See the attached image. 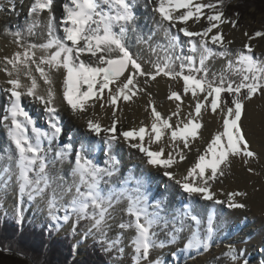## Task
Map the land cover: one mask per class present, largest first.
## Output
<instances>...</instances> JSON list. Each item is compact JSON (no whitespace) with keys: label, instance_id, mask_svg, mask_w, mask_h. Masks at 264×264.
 Listing matches in <instances>:
<instances>
[{"label":"snow or ice","instance_id":"6c2138e0","mask_svg":"<svg viewBox=\"0 0 264 264\" xmlns=\"http://www.w3.org/2000/svg\"><path fill=\"white\" fill-rule=\"evenodd\" d=\"M53 0H35L29 15L39 14L47 11L49 13L46 23L48 39L44 43L29 44L26 47L21 45V34L13 33L14 43L21 45L23 51H17L12 56H5L0 59V71L6 73L8 79L6 83L11 87L5 88L6 93H10V106L6 109L3 121L8 135L15 145L18 158L16 161L19 170L17 179L19 191L23 195L27 193L29 199L35 195L42 194L50 186V179L47 172L45 149L42 140L47 139L49 143L60 133L61 129L55 122L57 108L54 106L56 91L53 84V72L63 71V99L70 106L73 113H85L90 100H104L110 106H117L120 99L130 101L138 92L144 91L136 84V76H145L151 80H156L161 74L172 80L177 78L183 81V94L191 93L194 99V107L186 117L181 118V104L176 105V110L168 117L161 115L149 101L151 108L150 130L141 122L139 128L125 130L120 135L125 140H137L131 147L138 149L148 157V163L154 166L170 169L179 161H184L186 156L183 149H189L192 141L200 138L202 128V110L210 107L211 113L219 115L222 119V131H217L208 143L207 148L199 154L194 165L187 170V174L182 180L176 182L183 190L189 194H200L205 200H213L214 192L211 190L210 181H215L225 175L226 169L231 167L230 157H241L244 164H248L250 159L256 158V153L251 150L246 134L242 130V116L245 113V101H250L257 94L264 95V59L255 58L253 47L245 42L243 48L247 51L237 52L235 64L232 60L228 61L227 69L238 74L241 79L239 83L227 80L222 73L218 78V83L209 80L208 73L204 69L205 61L213 55L212 49L208 47L209 34L213 30L217 31L210 36L213 45L219 44L225 51L216 53L219 56L229 55L226 44L232 43L231 40L225 41L220 34L221 24L230 23L233 28L238 26V20H227L224 12L218 9L224 0H216V3H203L201 0H157L155 11L159 12L164 21H168L171 27L177 24L185 25L179 28L184 36L192 38L199 37V64L194 66L193 58L187 57L188 74H185L184 63H181L180 70H175L173 64L165 60L163 64L155 63L154 71L145 72L142 65L133 58L132 54L123 42V34L126 31L125 25L134 19L132 5L129 0H66L63 4L62 34L56 35L57 25L55 17L51 14ZM185 10L182 11L181 10ZM204 9L212 12L206 14L205 18L208 27L202 31H190L187 27L189 20L195 18L199 22L205 14ZM238 15V14H237ZM39 21L34 20L28 27L29 35H34V29ZM119 31H115V28ZM248 41L256 38H264V31H255L249 35L244 33ZM178 37L173 36L172 40ZM70 42V43H69ZM192 51L197 52V42L191 41ZM37 51L41 54L37 56ZM89 53L90 57L85 60L81 54ZM115 54V55H114ZM204 71V76L197 77L193 73ZM125 77L120 83L121 77ZM34 73H38L39 77ZM22 76L28 81L22 80ZM40 80L46 88V94H40L38 89L41 87ZM148 81L146 80L145 83ZM87 86L86 89L84 86ZM110 85L112 87H110ZM83 89V90H82ZM107 90V97H105ZM227 93L232 99L229 105L227 100H223L221 94ZM199 94H203L202 97ZM33 97L42 103L50 116V127L53 129L51 134L42 132L34 124L28 112L21 106V98ZM209 98L210 101H209ZM169 100L180 101L181 94L171 91ZM205 102H208L207 104ZM224 107H221V105ZM94 106V105H93ZM104 105L101 104L100 107ZM173 117H177L175 125L170 123ZM112 123L110 127H103L99 120L89 118L87 128L99 135L101 131L112 133L107 137L106 142L115 141L117 136L116 112H112ZM29 126L31 133L29 135ZM148 144H159L167 136L170 142L169 151L165 153L163 147L158 150H150L145 146V137ZM182 146V147H181ZM66 148L68 146H65ZM51 149H49L50 151ZM199 151V149H197ZM56 159H66L67 153L61 149L55 154ZM112 163L116 161L112 160ZM252 172L253 169H247ZM5 172L8 169H4ZM35 173V179L30 173ZM74 179L75 194L72 196L68 207L75 213L78 219H90L93 221L92 228L101 229L104 225L110 210L120 201L126 200L127 214L133 219L127 223H121V229H134L135 235L132 237L134 246V260L148 261L150 250L153 247H163V243L157 244L153 239L155 233L151 231L153 226L158 223L157 213H149L146 197L143 195H132L126 188L119 190L102 189L101 181L105 176L111 177L114 171L111 168H101L93 161L84 158L80 153L76 154L75 163L71 169ZM166 176L175 179L173 173L165 171ZM199 181V183H197ZM43 182V187H41ZM83 187V191L81 188ZM68 191H71L69 188ZM139 192V190H136ZM247 193L231 192L227 194L228 206L231 208H242L244 204L235 203L237 196H244ZM215 203H224L216 200ZM50 207H55V196L49 202ZM92 209L91 213L89 209ZM189 215V213H185ZM57 219L56 216L52 217ZM63 219L67 221L69 216L66 214ZM197 224L200 223L195 216L192 217ZM181 229L175 228L178 233ZM214 232L212 214L208 216L206 235L201 238L198 231H193L188 239L186 249L207 250L209 241ZM176 235L171 236V242H175ZM122 251V249H121ZM233 261L240 259L234 249L229 248L227 253ZM152 264V262H150ZM159 264V262H155ZM243 264H248L247 260Z\"/></svg>","mask_w":264,"mask_h":264},{"label":"bare ground","instance_id":"6f19581e","mask_svg":"<svg viewBox=\"0 0 264 264\" xmlns=\"http://www.w3.org/2000/svg\"><path fill=\"white\" fill-rule=\"evenodd\" d=\"M34 2L35 0H0V59L5 56H12L17 51H23L21 45L26 47L29 44H40L47 41L48 36L45 26L49 13L44 11L29 15ZM65 2L66 0H53L52 3L51 14L55 17L57 25L56 35L62 34L60 22L63 19V4ZM129 3L132 5L134 19L125 25L126 31L122 38L125 46L133 58L142 65V68L149 70L148 63L152 66L151 70L154 71L153 65L156 62L163 64L165 60L171 63L184 61V64L187 65L186 58L190 56L193 58L194 64L200 66L199 37H186L179 31V28L185 25L177 24L176 27H171L168 21H164L159 12L155 11L157 0H129ZM182 11L185 10L182 9ZM204 14L199 22H195V18L188 21L187 27L190 31H202L208 27L205 18L207 13ZM34 20L39 21L38 26L34 29L35 36L29 35L27 31ZM114 30L118 32L119 28L117 27ZM216 31L214 29L213 33L209 34L208 47L212 49L213 55L205 61L206 66L221 67L226 65V61L229 59L236 62L239 50L236 46H242V50L246 52L247 50L243 48L245 42L250 43L251 46L253 45L255 58L261 59L262 54L260 51L262 50L252 41H248L247 37L244 36V31L234 30L230 23L221 24L219 28V32L223 35L225 41H232V43L226 44L227 51L228 46L231 45L229 55H216V53L225 51V48L219 44L213 45L210 42V36ZM16 32L21 34V41L24 42L21 45L14 43L13 33ZM173 36L178 37V39L173 41ZM191 41L197 42V52L192 51ZM40 54L37 51V56ZM89 57V53L81 54L82 59L87 60ZM0 67H3V65L0 64ZM34 74L39 77L38 73ZM63 75L62 70L52 74L53 87L56 91L54 106L57 108V113L55 122L61 131L51 143L47 139L42 140V144L45 142L43 147L48 165L47 172L54 171L55 174H58V178H53L50 173V183L55 187L59 186L55 189V206L61 207L69 216V219L72 218L73 212H71L68 205L75 194V178L72 176L71 169L75 163L76 154L80 153L96 165H103L104 168H111L114 171L111 177L105 176L103 178L101 181L102 189L107 192L108 190L126 188L134 196L143 195L147 200L148 212L158 214L159 221L151 231L155 233L153 239L156 243H163L165 248L160 250L158 257L153 259L152 264L157 261L159 264H243L244 260L248 261V256L258 257L255 260L253 259L252 262L248 261V264H264V95L256 96L247 101L245 113L241 120L242 130L246 134L251 150L257 154L256 158L250 159L248 164H244L241 157H230L231 167L226 169L225 175L215 181H210L214 199L205 200L200 194L189 196V193L185 192L176 181L183 179V176L187 174V170L196 162L198 155L205 151L212 136L221 129L222 119L219 115V109L216 114L210 111L201 118L203 126L199 130L200 138L192 141L189 149H183L188 159L178 160L176 164L166 170L163 167L149 164L148 157L144 153L131 147L132 143L138 141L125 140L120 133L132 128H139L142 121L150 130L151 108L149 107V101L153 102L152 93L157 92L155 94L157 100L153 103V106L164 117L170 116L176 110L178 103L181 104V118L186 117L191 110L189 105L194 107L195 101L192 97H185L182 99V103L169 100L168 96L173 85L171 83L172 79L161 74L153 81L152 90L146 93L143 91L138 92L130 101L120 99L117 106L113 107L104 100L97 101L93 99L89 101L85 113H73L70 106L63 99ZM127 75L128 72L123 78ZM7 79L6 73L0 71V187L6 184L5 188H9V204L13 207L17 205L28 209V195L27 193L22 195L19 191L20 181L17 179L19 170L16 165L18 153L3 121L6 107L10 106V101H8L10 93L4 91L5 88L11 87L6 83ZM22 80L25 83L28 82L23 76ZM39 82L41 87L38 92L42 95L46 94L47 85L42 80ZM86 87L85 85L84 88L86 89ZM104 95L107 97V90H105ZM24 98L26 101L23 102V108L28 112L35 126L43 124L44 130L40 126L41 131L50 135L53 129L50 127V116L44 105L33 97L24 96ZM101 104L104 106L100 107ZM113 111L116 112V119L118 120L115 133L117 139L107 143V137L113 134L101 131L97 135L87 128L86 122L91 118L99 120L102 128L110 127ZM177 119V117H173L170 123L175 125ZM30 129L31 126H29V135L31 136ZM63 130H67L68 134L72 136L64 137L62 135ZM62 140H67L62 145L63 148L60 145ZM147 140L146 136L144 143L146 147H150V150H158V148L163 147L165 153L169 151L170 142L167 136L159 144L149 145ZM75 142L80 145L74 149ZM49 149L51 150L49 151ZM61 149H64L67 158H70L69 164L66 161L67 158L63 160L56 159L55 154ZM133 155L147 163L144 164V161L139 160L129 161L133 158ZM113 158L116 161L114 164L112 163ZM249 167L253 169L252 172L247 170ZM4 169H8V171L5 172ZM165 171L173 173L175 179L166 176ZM30 176L33 179L36 178L34 172L30 173ZM160 185H163L164 188L160 189ZM41 187H43V184ZM69 188L71 191H68ZM137 189L139 192L136 191ZM81 190H84L83 187ZM44 192L34 197L31 211H38L42 207L47 210L53 209L49 206V202L52 200L51 197L47 195L46 191ZM231 192L247 193V195L237 196L234 199L235 203L244 204L245 207L231 208L228 206L227 194ZM150 200L152 201L151 204H149ZM216 200L224 201V203H219L217 207ZM181 205H184V208L191 205L189 215H185L187 211L185 209L181 210ZM222 205L223 207L220 208ZM126 207L127 201L123 199L120 203L114 205V209L110 210L103 226L114 228L116 232L118 228L114 226L115 223L120 225L132 220L133 218L127 214ZM212 211L216 212V222L208 249H186L185 245L193 231H198L201 238H204L208 216ZM193 216L200 221L199 224L192 219ZM175 228L181 230L176 233L174 232ZM100 231L101 229L91 228L89 234H82L77 241V251L80 254L85 251L89 240ZM130 235L129 241L131 242L135 231ZM172 235H176L175 242H171ZM229 248L235 250L236 254L240 256L239 260L233 261L227 255ZM214 249L216 250L214 251ZM143 264H147V261H144Z\"/></svg>","mask_w":264,"mask_h":264},{"label":"rangeland","instance_id":"374dc122","mask_svg":"<svg viewBox=\"0 0 264 264\" xmlns=\"http://www.w3.org/2000/svg\"><path fill=\"white\" fill-rule=\"evenodd\" d=\"M216 0H211V2L215 3ZM201 2L203 3H208L210 2V0H202ZM219 10H222L224 12V17L227 20H233L236 19L238 20V26L236 28H233L234 30H238V31H244L248 32L249 35L253 34L255 31H264V16L263 15H259L257 13L254 14V16L251 15V13H254L253 10H250V12L242 17L240 16H236L234 13H232L231 11H229V9H226L224 7V9H222L221 7H218ZM204 13L210 14L212 12V10L210 9H204L203 10ZM35 36V35H34ZM254 44H256L262 51L261 54H264V38H256L254 40H251ZM21 43H24L23 41H21ZM230 46H228V52L230 51ZM253 46V45H252ZM237 49H239L240 51L242 50V46H236ZM243 51V50H242ZM260 54V55H261ZM259 55V56H260ZM260 56L261 59H264V55ZM256 57V55H255ZM180 60V59H178ZM232 60V59H229ZM226 61V63L228 64V61ZM233 63L235 64V61L232 60ZM159 63V62H156ZM183 62H178V63H172L175 70L179 71L180 70V65ZM227 64L221 67H213V66H206L204 65V69L205 71H207L208 73V79L209 80H213L215 82L218 83V78L219 76L223 73L227 80L229 81H235L236 83H239L241 77L238 74H235L234 72L230 71L227 69ZM186 65V64H185ZM147 66H150V69L148 70L147 68H143V70L145 72H151V65H149L147 63ZM146 66V67H147ZM195 67L199 68L200 66L197 64H194ZM185 74H188V69H187V65L185 67ZM194 75H196L198 78L204 76V71L198 72V73H193ZM123 79V80H122ZM125 78H121L120 83H122L124 81ZM148 81L147 83H145V81ZM172 85V89L171 91H176L178 93L181 94L182 99H184L185 97H192L191 93L188 94H183V81L179 78H177L176 80H172L171 82ZM136 84L138 85L139 88L144 89V93H146L147 91L152 90L153 88V80L149 79L148 77L145 76H136ZM111 87V86H110ZM170 91V92H171ZM157 92L152 93L153 95V103L157 100V98L155 97V94ZM169 94V93H168ZM201 97L203 94H199ZM222 99L223 100H227L229 102H231L232 97L227 94V93H222L221 94ZM256 96L260 97L262 95L257 94ZM254 96V97H256ZM24 101L25 98L22 97ZM211 98H209L210 101ZM8 101L9 98H8ZM206 104L208 102H205ZM247 101H245V106H246ZM223 105V104H222ZM224 107V105H223ZM7 109V107H6ZM210 107L207 110H202V117L205 113L210 112ZM202 121V120H201ZM40 126H42L43 130H44V125L40 124L39 126H36L37 128H39ZM41 128V127H40ZM222 127L219 131H222ZM64 137H71L72 135L68 134L67 130H63V134ZM65 141L67 140H62L60 145L63 148L62 145L65 144ZM74 149L76 148V146H79L80 144H78L77 142H75L74 144ZM133 158L130 159L129 161L132 160H139L137 156L133 155ZM188 158L186 157L185 160H187ZM67 163H70V158L66 159ZM139 161H144V160H139ZM146 161H144L145 164ZM147 163V162H146ZM184 163V162H183ZM48 166V165H47ZM101 168H104L103 165H98ZM50 173L53 176V178H58V174L54 171H49L48 175H49V179H50ZM35 179V178H34ZM43 184V182H41V185ZM6 184L3 185V187H0V204H2V208L0 209V215L5 216L7 214H17L21 221H35L37 224H41V223H46V224H50L52 226V228L55 231V237L59 238L65 234H69L70 232H75V238L72 241V244L74 246V250H75V254L77 257L79 258H84L86 256V251H87V247L85 248V251L78 252L77 251V241L80 238V236H82V234H86L90 232V229L92 228V223L93 221L90 219H78L77 215L75 213L72 214V218L68 219L67 221H65L63 219V217L66 215V213L62 210L61 207L55 206L53 207V209H46L45 207H42L40 210L38 211H31L33 209V199H29L28 197V204H29V208L28 209H24L23 206L18 207L17 205H15V207H13L11 204H9V198H10V191L9 188H5ZM59 188L55 187L54 185H52V183H50V186L46 188V193L47 195H49L51 197V199H53V196H55V189ZM164 186L160 185V189H163ZM45 193V192H44ZM193 194H189V196ZM195 196L199 195V194H194ZM36 195L34 194V197ZM151 200L149 202V204H151ZM8 205V206H7ZM219 206V204H217V207ZM223 207L220 206V208ZM185 209L188 213L191 210V205L186 206V208H184V205H181V210ZM92 209H89V212L91 213ZM53 216H56L57 219L53 220ZM66 224V225H64ZM162 225V224H161ZM116 228H118V230L115 232V229L110 228L109 226H103L101 228V231L99 233H97L96 235H94L88 242V245L90 243H92L93 241H95L96 239H100V247L101 249H103L104 251H106L107 257L109 259L110 264H137V262L134 260V256H135V252H134V246L132 245V242L129 241V237L131 236L130 234L132 232H134V229H121L119 227V225L117 223H115L114 225ZM90 227V228H89ZM113 227V226H111ZM166 228V227H164ZM163 228V229H164ZM88 230V231H87ZM126 230V231H125ZM167 233V232H166ZM118 240V241H117ZM160 244V243H158ZM165 247H153L150 250V255H149V259L147 261V264L153 261L154 258L158 257V254L160 253V250H163ZM122 249V251H121ZM159 250V251H158ZM216 249H214L215 251ZM255 255V254H254ZM249 262H252L253 259H257L258 257H251L248 256ZM145 260H140L138 262V264H143ZM167 263V262H166Z\"/></svg>","mask_w":264,"mask_h":264},{"label":"trees","instance_id":"16d2710c","mask_svg":"<svg viewBox=\"0 0 264 264\" xmlns=\"http://www.w3.org/2000/svg\"><path fill=\"white\" fill-rule=\"evenodd\" d=\"M218 7L240 17L250 10L254 11L252 16H264V0H224ZM74 238L73 231L57 238L50 224L21 221L16 214L0 215V264H110L100 239L90 243L86 256L79 258L72 244Z\"/></svg>","mask_w":264,"mask_h":264},{"label":"water","instance_id":"95a60500","mask_svg":"<svg viewBox=\"0 0 264 264\" xmlns=\"http://www.w3.org/2000/svg\"><path fill=\"white\" fill-rule=\"evenodd\" d=\"M126 74V73H125Z\"/></svg>","mask_w":264,"mask_h":264}]
</instances>
